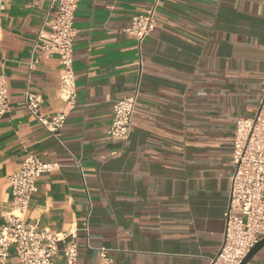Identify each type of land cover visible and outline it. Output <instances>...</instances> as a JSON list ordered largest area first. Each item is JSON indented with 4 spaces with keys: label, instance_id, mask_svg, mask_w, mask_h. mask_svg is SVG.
<instances>
[{
    "label": "crops",
    "instance_id": "1",
    "mask_svg": "<svg viewBox=\"0 0 264 264\" xmlns=\"http://www.w3.org/2000/svg\"><path fill=\"white\" fill-rule=\"evenodd\" d=\"M154 3L78 0L68 109L58 57L33 51L52 0H0V226L22 159L58 163L24 221L72 231L76 264H208L224 238L235 122L254 115L264 84V0H159L139 45L124 30ZM134 89L129 138L109 139L112 103ZM26 92L46 118L66 114L56 138L25 109ZM6 264H18L13 248ZM246 264H264V246Z\"/></svg>",
    "mask_w": 264,
    "mask_h": 264
},
{
    "label": "built area",
    "instance_id": "2",
    "mask_svg": "<svg viewBox=\"0 0 264 264\" xmlns=\"http://www.w3.org/2000/svg\"><path fill=\"white\" fill-rule=\"evenodd\" d=\"M158 1L155 0L147 13L134 15L124 30L126 34L134 36L139 45L155 28ZM77 2L52 0L54 16L51 20H44L33 44V51H38L44 57H58L62 71L57 94L68 109L73 107L76 97L72 62ZM44 26H48L49 30H45ZM35 64L36 61L31 59L28 67L32 69ZM136 102L137 89H134L130 95L112 103V118L106 131L109 139L120 142L128 140ZM40 104L38 96L27 92L24 94L27 112L56 138L65 123L66 114L59 112L46 118ZM7 110L6 80L0 74V121ZM233 139L224 238L216 256L208 264H239L252 247L264 238V84L254 115L236 120ZM59 168L58 163L42 162L29 154L22 159L19 170L8 177L12 203L0 226V264H6L11 248L18 264H76L78 254L72 231L55 232L49 227L40 228L24 221L30 201L38 192L37 180ZM235 213L239 216H235ZM82 231L87 235V222L83 223ZM100 256L103 262L108 261L103 249Z\"/></svg>",
    "mask_w": 264,
    "mask_h": 264
},
{
    "label": "water",
    "instance_id": "3",
    "mask_svg": "<svg viewBox=\"0 0 264 264\" xmlns=\"http://www.w3.org/2000/svg\"><path fill=\"white\" fill-rule=\"evenodd\" d=\"M264 246V238L259 240L252 249L247 253V255L242 259L239 264H246L262 247Z\"/></svg>",
    "mask_w": 264,
    "mask_h": 264
}]
</instances>
